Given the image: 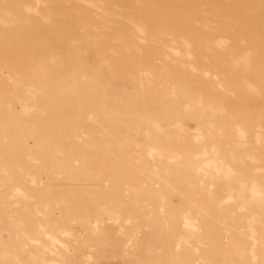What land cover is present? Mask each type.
Returning a JSON list of instances; mask_svg holds the SVG:
<instances>
[{"label":"rangeland","instance_id":"374dc122","mask_svg":"<svg viewBox=\"0 0 264 264\" xmlns=\"http://www.w3.org/2000/svg\"><path fill=\"white\" fill-rule=\"evenodd\" d=\"M0 264H264V0H0Z\"/></svg>","mask_w":264,"mask_h":264},{"label":"bare ground","instance_id":"6f19581e","mask_svg":"<svg viewBox=\"0 0 264 264\" xmlns=\"http://www.w3.org/2000/svg\"><path fill=\"white\" fill-rule=\"evenodd\" d=\"M190 225V224H189Z\"/></svg>","mask_w":264,"mask_h":264}]
</instances>
